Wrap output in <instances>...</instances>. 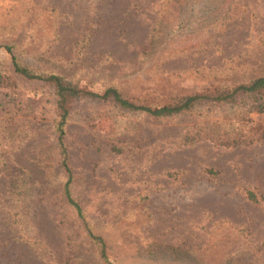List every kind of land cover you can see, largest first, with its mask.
Wrapping results in <instances>:
<instances>
[{"label": "rangeland", "instance_id": "rangeland-1", "mask_svg": "<svg viewBox=\"0 0 264 264\" xmlns=\"http://www.w3.org/2000/svg\"><path fill=\"white\" fill-rule=\"evenodd\" d=\"M7 43L92 93L64 143L72 196L114 264H264V111L204 100L153 117L96 98L112 84L157 106L264 75V0H0ZM0 70L13 81L0 86V264H104L47 166L52 86L1 48Z\"/></svg>", "mask_w": 264, "mask_h": 264}, {"label": "trees", "instance_id": "trees-1", "mask_svg": "<svg viewBox=\"0 0 264 264\" xmlns=\"http://www.w3.org/2000/svg\"><path fill=\"white\" fill-rule=\"evenodd\" d=\"M158 32V31H157ZM159 35V34H158ZM157 34L151 35L152 39H156ZM0 48L4 49L10 56L13 71L29 80L37 79L46 82L52 86V96L55 110V118L53 119V133L55 139V149L57 150V158L53 165L64 171L66 174L65 182L62 185V196L64 203L68 204L81 219L87 239L95 249L96 255L104 264H114L108 254V248L102 235L96 233L90 223L86 220L83 209L80 204L73 198L71 192L72 175L67 160V148L64 143L65 126L71 113L72 105L75 101L87 98L92 95L91 92L80 86L79 80L67 77L60 72H56L45 64L39 65L34 62H26L20 57V52L16 44H0ZM82 50H77L81 52ZM10 77L2 74L0 70V86H8L13 83ZM96 98L113 102L117 107L129 110L145 112L153 117H168L182 112H190L203 104V101L212 100L216 103L226 102L233 104L250 105L253 110L264 111V75L253 77L249 80L239 82L232 87H226L219 90L216 94H190L180 97L171 104H163L157 106H149L138 104L124 96L121 90L115 85H107L103 91L96 94ZM237 98L239 100H237ZM240 101L239 103H236ZM260 137H264V130L260 133ZM194 138L185 137L186 142H191ZM237 143V142H232ZM248 198L256 201L253 192H248Z\"/></svg>", "mask_w": 264, "mask_h": 264}]
</instances>
